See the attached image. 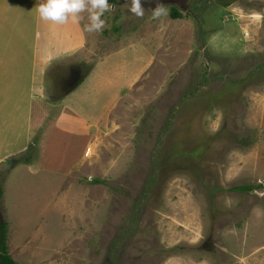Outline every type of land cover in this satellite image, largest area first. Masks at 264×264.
Here are the masks:
<instances>
[{
  "label": "rangeland",
  "instance_id": "1",
  "mask_svg": "<svg viewBox=\"0 0 264 264\" xmlns=\"http://www.w3.org/2000/svg\"><path fill=\"white\" fill-rule=\"evenodd\" d=\"M125 2L109 0L99 33L83 31V20L68 56L46 57L58 25H39L36 0H0L8 88L0 219L10 256L16 264H264V0H161L169 14L159 20L148 11L156 0H142L143 18ZM110 54L141 61L130 96L107 121L93 113L86 155L62 160L61 175L32 169L48 153L39 152L44 125L28 122L26 105L65 102L77 85L52 89L71 65L89 90Z\"/></svg>",
  "mask_w": 264,
  "mask_h": 264
},
{
  "label": "crops",
  "instance_id": "2",
  "mask_svg": "<svg viewBox=\"0 0 264 264\" xmlns=\"http://www.w3.org/2000/svg\"><path fill=\"white\" fill-rule=\"evenodd\" d=\"M43 22L46 23L45 21ZM68 24L66 28L65 25H58L56 30H52L50 35L51 37L54 36L55 39H53L54 41L52 43V51L49 52L50 54H47L46 57L60 55L68 56L69 53L66 50L67 48L70 49V47L73 45L78 43L81 44L82 41L80 40L79 36L81 31L78 28V25H75L78 31V33H76L72 27L68 26ZM39 25L43 28H46V26L42 23V20H40ZM61 33H63V35H61ZM43 38L44 33H42L39 46L40 48H42L45 44V38ZM72 39L73 44L71 45L70 43ZM133 50L135 53L136 49ZM1 51L2 48H0V52ZM118 51L115 53L121 52ZM105 56L106 55H104V57ZM110 56L111 57L107 55L106 58H103L104 60L100 65H98L96 68H93L92 74L95 75H92L93 78L91 77L89 79V90L82 87L79 88L81 84L78 85V82L76 83L78 65H71L66 69L68 70V73L63 78L64 80H62L57 86L54 83V87L52 89L53 91H56L55 87H57L58 90L64 91L70 86L74 87L77 85L74 89L72 88L73 90L71 89V91L65 95L67 96L64 99L66 100L65 102L59 104H44L40 102L37 103L33 98L29 105L28 100L30 98L27 96L26 104L28 105H26V108L28 106V109L26 110L28 111L26 112H28V122L34 120L35 126L44 125L43 136L40 140L39 152L48 153L45 158L38 159V161L33 166L31 165L32 169L39 167L43 169V171L39 172L46 173V170L49 172L55 171V175L56 172L61 175V173L66 170L65 167H62L65 166L66 163L62 160H78L79 158L81 159V157L86 155V151L90 146L91 139L94 134H92L91 130V128H94L93 125H90V128L88 124L92 117H94L93 113H98L96 116H98L100 120L107 121L110 119L108 116L110 111L114 109V105L116 103H125L127 98L123 94L126 92V94L130 96L131 90L134 88V85L139 78L138 72H140L141 61H135L134 58L133 61H130L127 59L128 57H126V60H121L120 63H115V61H110L113 54H110ZM123 69L125 71H122ZM13 75L14 74H10V77ZM98 76L103 77L104 79L101 82H98V85H96L95 80ZM118 78L120 80H118ZM66 82L68 84L63 89V85ZM7 95V84L4 82V79L0 77V96H3L4 98V96ZM5 105L6 104H3L1 107L4 109ZM52 111L57 112V114L54 115L52 120H50L52 118V114L54 113ZM48 115L49 119L46 118ZM110 117L112 119V116ZM4 123H6V121H4ZM28 138H30L29 135L27 138H25L26 140L24 145L29 142L30 139ZM2 141L3 139L0 143H2ZM24 145L22 144L20 147H18L17 151L22 152L26 150ZM52 152L53 155L49 156V153ZM4 154V156L0 155V159L6 160L8 158V153L6 150H4ZM53 160H56V165L52 163ZM50 166H54L53 169Z\"/></svg>",
  "mask_w": 264,
  "mask_h": 264
},
{
  "label": "clouds",
  "instance_id": "3",
  "mask_svg": "<svg viewBox=\"0 0 264 264\" xmlns=\"http://www.w3.org/2000/svg\"><path fill=\"white\" fill-rule=\"evenodd\" d=\"M125 3L129 13L137 18L144 17L142 0H126ZM34 8L42 21L55 25H65L69 22L80 25L86 19L87 23L83 25L82 30L87 33H99L106 25L102 17L112 10V5L109 0H36ZM148 11L154 20L169 14L168 6L161 0H156L155 7ZM252 194H256L255 190Z\"/></svg>",
  "mask_w": 264,
  "mask_h": 264
},
{
  "label": "trees",
  "instance_id": "4",
  "mask_svg": "<svg viewBox=\"0 0 264 264\" xmlns=\"http://www.w3.org/2000/svg\"><path fill=\"white\" fill-rule=\"evenodd\" d=\"M116 2V0H114ZM172 18H181L180 12H175V14L172 16ZM18 163L16 162H9L7 161L6 164L8 166H12L13 164ZM20 163V162H19ZM1 177V174H0ZM94 183H99V180H94ZM237 191H240L241 193H248L252 190H254L251 186H237L235 187ZM3 196V187L0 182V202L2 201ZM7 233H8V224L3 219H0V264H16V262L12 259V257L9 254L8 246H7Z\"/></svg>",
  "mask_w": 264,
  "mask_h": 264
}]
</instances>
